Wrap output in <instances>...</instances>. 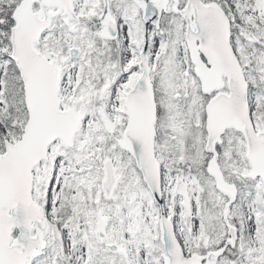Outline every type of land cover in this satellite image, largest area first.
<instances>
[{
	"label": "snow or ice",
	"instance_id": "1",
	"mask_svg": "<svg viewBox=\"0 0 264 264\" xmlns=\"http://www.w3.org/2000/svg\"><path fill=\"white\" fill-rule=\"evenodd\" d=\"M0 264H264V0H0Z\"/></svg>",
	"mask_w": 264,
	"mask_h": 264
}]
</instances>
